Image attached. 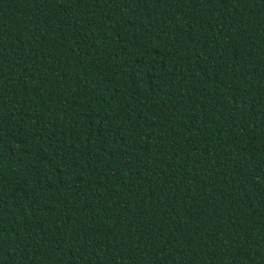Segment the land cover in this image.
I'll use <instances>...</instances> for the list:
<instances>
[{"label": "trees", "instance_id": "trees-1", "mask_svg": "<svg viewBox=\"0 0 264 264\" xmlns=\"http://www.w3.org/2000/svg\"><path fill=\"white\" fill-rule=\"evenodd\" d=\"M0 264H264V0H0Z\"/></svg>", "mask_w": 264, "mask_h": 264}]
</instances>
